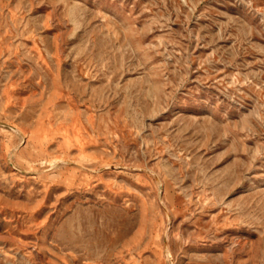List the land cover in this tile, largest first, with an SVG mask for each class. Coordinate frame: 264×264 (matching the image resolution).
Masks as SVG:
<instances>
[{"label":"rangeland","instance_id":"374dc122","mask_svg":"<svg viewBox=\"0 0 264 264\" xmlns=\"http://www.w3.org/2000/svg\"><path fill=\"white\" fill-rule=\"evenodd\" d=\"M0 264H264V0H0Z\"/></svg>","mask_w":264,"mask_h":264}]
</instances>
